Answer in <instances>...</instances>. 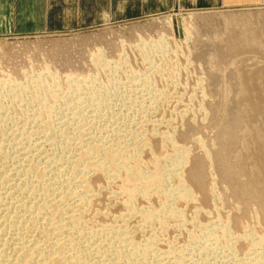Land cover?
<instances>
[{
  "label": "rangeland",
  "instance_id": "1",
  "mask_svg": "<svg viewBox=\"0 0 264 264\" xmlns=\"http://www.w3.org/2000/svg\"><path fill=\"white\" fill-rule=\"evenodd\" d=\"M113 10L88 27L0 36L3 261L16 264L25 235L17 228L52 200L88 234L109 224L124 230L126 243L147 254L135 264H264V245L255 244L264 243V0H123ZM7 82L21 88L7 91ZM133 141L150 151L144 163L192 157L171 179L192 194L173 199L179 219L130 213L122 178L107 171L85 174L94 193L84 207L65 196L88 144L133 152ZM147 196L137 194L134 207L157 212L164 193ZM206 225L220 242L202 251L196 242Z\"/></svg>",
  "mask_w": 264,
  "mask_h": 264
},
{
  "label": "bare ground",
  "instance_id": "2",
  "mask_svg": "<svg viewBox=\"0 0 264 264\" xmlns=\"http://www.w3.org/2000/svg\"><path fill=\"white\" fill-rule=\"evenodd\" d=\"M224 15H226V14H224ZM222 16L223 15H221V17ZM259 16H261V15H259ZM239 17H240V15H239ZM224 18H226V16ZM237 19L238 18H236L235 20H237ZM232 20H234V19L232 18ZM250 20H251V18L249 19V21ZM260 20H258V21H260ZM226 22H227V19H226ZM249 39H251V38H249ZM37 77H38V75H37ZM40 77H42V75ZM31 79H37V78H31ZM39 79H41V78H39ZM16 82H14V83H16ZM26 82H28V81H26ZM8 83L9 82H7V84H5V85H7L6 86L7 91L11 90V91L15 92L14 90H16L17 88H21L20 85H15V84L8 86ZM35 83L37 85V82H35ZM80 84H78L79 87H80ZM8 87H10V88H8ZM0 88H2V87H0ZM3 89L5 90V86ZM245 135H247V134L245 133ZM245 135H244V137H245ZM257 136H258V134H257ZM165 138H166V140H168V142L173 141V138L171 136H166ZM135 140L137 141V140H139V138L136 137ZM140 140L144 141V139H142V138ZM134 141H133V143L135 144ZM163 141H165V139L162 140V142ZM136 145H139V144H135V148H132V149H134V151L132 152L130 150L131 151L130 152L129 150H126V149H120L119 146H118V148L120 149V151L117 147H116V149H118V151L114 150V148H113V150H112V148H111V150H109L107 148L108 151H106L107 149L104 151L102 149L100 151V148H97L98 145L95 146V145L88 144L84 148L82 153L79 155L80 158L78 160L79 162L77 163L78 166L74 165V166H77V167H75V170H74L75 172L72 170L73 175L77 176L76 177L77 183L74 184V186L68 185L70 187H67V186H66L67 188L65 187L67 189L66 192L64 193L65 196L66 195H70V196L76 195L77 199L79 201L78 203L84 207V205L88 202V200L90 198L89 197L90 192H91V189L93 188V187L92 188L89 187L87 185L88 183L85 182L87 180V179H85V177H86L85 174L86 173L88 174V172H90V171H99L97 173L107 171L118 182L121 180L120 178H122L121 181L123 182V184L120 183L122 185V188H123L122 191L124 192V193L123 192L122 193L124 196H126L125 200H126V205H128V207H129V211H133L130 213H133V214L138 213L142 217V220H144V221H151L154 217H156V218L159 217L158 219L160 220L162 217L168 216V215L174 216L175 218L179 219L182 216V212L174 209L173 199L175 197H179V198H181V200L182 199L189 200V199H192L191 198L192 194H190V189L185 185L184 182L180 183L179 185H172L171 179H173L172 178L173 176H177V177L180 176L178 174V172H180L179 170L181 169L182 166L185 165V163H187V159L192 158V157L188 156V153H182L180 156L175 155L174 157H172L171 155L170 156L166 155L167 157H164V156L163 157L162 156L151 157L150 160H148L147 162L144 163L143 160H141L142 152H147L149 154L150 151L147 149L145 144L139 145V146H136ZM171 147L173 148V146H171ZM260 147H261V145H260ZM121 148H124V147H121ZM245 148H249V147L245 146ZM262 148L264 149L263 146H262ZM174 149H176L175 145H174ZM263 149H262V151H263ZM144 150H146V151H144ZM147 153H145V154H147ZM202 156L208 158L209 154L207 152H204ZM146 167H150V168L148 170H146L147 169ZM30 170H31V167H30ZM39 175L41 176V173ZM42 176H43V174H42ZM105 177H107V176L105 175ZM126 184H128L127 185L128 188L125 187ZM42 189L44 192V188H42ZM152 190H156L158 192L160 191V192L164 193V195H165V201L160 202V206H159L158 211L154 212V211H150L149 209H146V208L145 209L144 208H140V209L137 208L136 209L134 207L135 206L134 200L136 198V195L138 194V196L142 195L144 197H148L147 195L150 192L152 193ZM44 193H47V192H44ZM56 193H57V191H56ZM91 193H94V192H91ZM93 199H91V200H93ZM20 200L18 201V198H16V201H18L19 203L20 202L24 203L23 200L22 201H20ZM48 201H46V202H48ZM51 201H50L49 205H47L46 202H44V203L42 202L43 204L42 205L40 204L42 207L34 208V209L32 208L33 207L32 205L34 204L33 203L31 205L32 210L29 209V206H30L29 205L28 209L30 211L29 210L28 211L30 212V214L27 217V219L25 220L24 226H22V227L20 226V228H17V226H15L18 230H20V229L24 230L23 234H25L23 236V238H21L22 236L20 237V240L21 241L23 240V242H20L21 247L18 246V248L20 247V250H19L20 255L18 256V258L16 257V260H17L16 264H122V263L135 264L136 261H138L137 259H138L139 253H140L141 257L144 255L146 258L147 254L145 253L146 252L145 249L142 250V252H141L135 245H132L131 242H130L131 244H129V242L126 243L127 237H126V239H124V236L122 235V234H124V230L119 229V228L116 229L115 227H113V225H112V227L108 228L109 226H111L109 224L108 227H107V225H104L105 227H107V229H105L104 226H103V228H100L102 225L98 228L99 230L102 229L101 232L99 231L100 234H97V233L93 234L95 232V230H92V231H94L93 233L89 232L90 234H88V231L85 232L86 229L83 228V226L81 224V223H83L82 219L80 218L82 222L77 220V218H76V217H78L77 214H76L77 215L76 216V215H73L72 213H70V215L68 216L67 215L68 209L65 210L64 208H59V206H57V204H56L57 202L51 203ZM53 201H54V199H53ZM20 204H22V203H20ZM80 205H79V207H80ZM8 206H9V204H8ZM80 209L83 211V208H80ZM27 214L28 213H26V215ZM31 214H33V215H31ZM13 215H14L13 222L14 221L20 222V219L23 217L22 215H20L22 217L19 220H17L19 217H17L16 214H13ZM40 217L42 219H44V221H45L44 224H42V225L37 223L38 222L37 218H40ZM7 220H9V219H7ZM161 220H163V219H161ZM21 221H22V219H21ZM3 222L4 221H2V223ZM40 223H43V221H41ZM6 224H7V222H6ZM36 224H38L39 226L38 225L36 226ZM6 227H8V226H6ZM12 227H14V225L9 226V228L12 229V231H13L14 229ZM2 228H3V226H2ZM5 228H3V230ZM103 229H105V230H103ZM18 230L17 231L14 230V232L16 231L17 234H18V232L20 234H22V231L20 232ZM203 230H205V231H203V236H202L203 239L199 238V241L196 242V243H199V245H200L199 249L202 251H204V249H206L208 247H213L215 244L217 245V242L219 241V239L215 235L216 229H214V225L213 226L206 225L203 228ZM5 231H7V228ZM15 233H13V234H15ZM223 234H226V232H224ZM33 235L35 237H33ZM12 236H11V238H12ZM31 236L33 238H30L31 240H29L28 237H31ZM244 236L246 238L248 236L250 239H255L253 234L250 233L249 231H248V233L244 232ZM16 238H17V236H16ZM26 238L28 239L27 241H25ZM3 239L5 240V238H3ZM12 239H14V238H12ZM4 240L0 239V252L4 251V245L7 244V240H5V241ZM16 241H17V239H16ZM116 242H117V244H116ZM255 244L256 245H262V246L264 245L263 240H261V242H256ZM16 248H17V246H16ZM13 249H15V248H13ZM16 252H18V250ZM2 253H4V252L0 253V264H9V263H5L6 259H4V261H3V259H2L3 254ZM5 255H3V257H5ZM180 255L179 256L177 255V256L181 257ZM8 257H10V256H8ZM178 257H177V259H178ZM181 260H183V259H181ZM11 261H9L10 264H11ZM176 261L173 260V264H179V263L182 264L183 263L181 261H179V262L178 261L176 262ZM13 263H15V262H13ZM163 264H165V262Z\"/></svg>",
  "mask_w": 264,
  "mask_h": 264
},
{
  "label": "crops",
  "instance_id": "3",
  "mask_svg": "<svg viewBox=\"0 0 264 264\" xmlns=\"http://www.w3.org/2000/svg\"><path fill=\"white\" fill-rule=\"evenodd\" d=\"M123 0H0V36L88 27L111 18Z\"/></svg>",
  "mask_w": 264,
  "mask_h": 264
},
{
  "label": "water",
  "instance_id": "4",
  "mask_svg": "<svg viewBox=\"0 0 264 264\" xmlns=\"http://www.w3.org/2000/svg\"><path fill=\"white\" fill-rule=\"evenodd\" d=\"M177 26H179V19H177Z\"/></svg>",
  "mask_w": 264,
  "mask_h": 264
}]
</instances>
